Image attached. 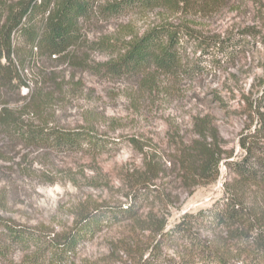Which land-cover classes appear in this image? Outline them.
<instances>
[{
  "label": "rangeland",
  "instance_id": "1",
  "mask_svg": "<svg viewBox=\"0 0 264 264\" xmlns=\"http://www.w3.org/2000/svg\"><path fill=\"white\" fill-rule=\"evenodd\" d=\"M182 2L101 17L88 26L86 45L71 59L41 58L27 66L30 91L44 72L53 78L43 91L52 96L44 115L32 116L36 123L88 128L109 144L97 154L89 148L59 151L0 136V215L53 235L70 227L82 210L126 205L136 189L147 191L143 224L113 225L84 244L68 264H141L158 235L152 228L155 221L167 222L168 229L185 212L209 208L234 192V178L224 162L215 183L197 185L181 169L179 148L194 138L197 122H207L225 160L245 156L243 138L264 147L262 135H250L264 123V99L259 100L264 88V0ZM160 23L198 34L200 39L192 37L187 51L193 70L151 71L137 78L97 71L118 55L95 50V44L119 47ZM222 39L236 51L227 55L215 48ZM27 93L23 87L21 94ZM31 255L15 247L0 264H19Z\"/></svg>",
  "mask_w": 264,
  "mask_h": 264
},
{
  "label": "trees",
  "instance_id": "2",
  "mask_svg": "<svg viewBox=\"0 0 264 264\" xmlns=\"http://www.w3.org/2000/svg\"><path fill=\"white\" fill-rule=\"evenodd\" d=\"M181 1L186 3V0H0V136L59 151L89 148L103 153L109 143L91 129L61 128L44 120L41 123L33 120V115H44L52 96L44 95L43 91L53 78L44 72L34 79L35 91H30L27 66L39 64L41 58L71 59L75 51L86 45L88 26L101 17L125 10L173 6ZM192 37L200 39L188 28L160 23L119 47L99 42L95 50H110L118 56L96 69L112 78H137L151 71L189 72L193 70L187 53ZM225 42L218 41L215 48L231 55L236 49L229 50ZM23 87L29 89L26 95L21 94ZM262 93L260 102L264 99V88ZM13 97L18 100L12 101ZM206 124L203 120L197 122L194 138L179 148V165L198 185L215 183L224 162L234 178V192L217 199L209 208L185 212L168 229L167 222L155 221L152 228L158 235L141 264H264V147L258 146L256 139L248 144L243 138L245 156L237 161L225 160V151L215 134L208 133ZM262 133L264 123L250 135L264 137ZM150 172L156 174L155 169ZM146 192L142 187L136 189L126 205L100 204L82 210L70 227L53 235L0 215V258L18 247L32 252L29 259L19 264H68L84 244L113 225L129 221L143 224L141 205ZM150 218L152 221L153 217Z\"/></svg>",
  "mask_w": 264,
  "mask_h": 264
}]
</instances>
